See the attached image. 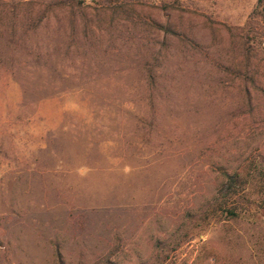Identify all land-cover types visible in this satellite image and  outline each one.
I'll return each mask as SVG.
<instances>
[{"label": "rangeland", "instance_id": "obj_1", "mask_svg": "<svg viewBox=\"0 0 264 264\" xmlns=\"http://www.w3.org/2000/svg\"><path fill=\"white\" fill-rule=\"evenodd\" d=\"M263 7L0 0V264H264V206L201 220L264 160Z\"/></svg>", "mask_w": 264, "mask_h": 264}, {"label": "trees", "instance_id": "obj_2", "mask_svg": "<svg viewBox=\"0 0 264 264\" xmlns=\"http://www.w3.org/2000/svg\"><path fill=\"white\" fill-rule=\"evenodd\" d=\"M155 27L163 28L159 24H155ZM221 176L222 182L205 210L202 221L213 218L221 222L236 221L263 208L264 160L242 165L231 173L223 172ZM56 256L59 264H62L58 253Z\"/></svg>", "mask_w": 264, "mask_h": 264}, {"label": "crops", "instance_id": "obj_3", "mask_svg": "<svg viewBox=\"0 0 264 264\" xmlns=\"http://www.w3.org/2000/svg\"><path fill=\"white\" fill-rule=\"evenodd\" d=\"M263 16H262V21H263V25H264V8H263V12H262Z\"/></svg>", "mask_w": 264, "mask_h": 264}]
</instances>
